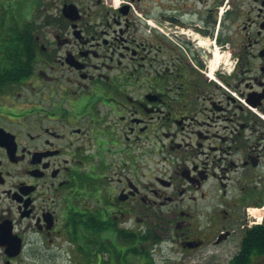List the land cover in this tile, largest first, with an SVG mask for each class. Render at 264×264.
Instances as JSON below:
<instances>
[{"label":"flooded vegetation","instance_id":"flooded-vegetation-1","mask_svg":"<svg viewBox=\"0 0 264 264\" xmlns=\"http://www.w3.org/2000/svg\"><path fill=\"white\" fill-rule=\"evenodd\" d=\"M0 264H264V0H0Z\"/></svg>","mask_w":264,"mask_h":264},{"label":"bare ground","instance_id":"bare-ground-1","mask_svg":"<svg viewBox=\"0 0 264 264\" xmlns=\"http://www.w3.org/2000/svg\"><path fill=\"white\" fill-rule=\"evenodd\" d=\"M219 59V58H218ZM211 68V67H210Z\"/></svg>","mask_w":264,"mask_h":264}]
</instances>
